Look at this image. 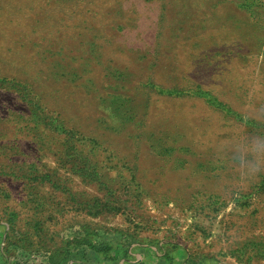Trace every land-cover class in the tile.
I'll return each mask as SVG.
<instances>
[{
  "label": "rangeland",
  "instance_id": "1",
  "mask_svg": "<svg viewBox=\"0 0 264 264\" xmlns=\"http://www.w3.org/2000/svg\"><path fill=\"white\" fill-rule=\"evenodd\" d=\"M0 264H264V0H0Z\"/></svg>",
  "mask_w": 264,
  "mask_h": 264
},
{
  "label": "crops",
  "instance_id": "2",
  "mask_svg": "<svg viewBox=\"0 0 264 264\" xmlns=\"http://www.w3.org/2000/svg\"><path fill=\"white\" fill-rule=\"evenodd\" d=\"M236 8V6L234 5V4H232V3H230V5H228L227 3H224L223 4V8Z\"/></svg>",
  "mask_w": 264,
  "mask_h": 264
}]
</instances>
